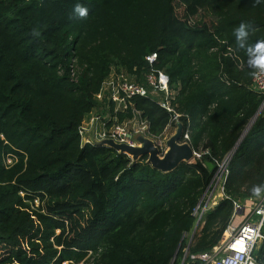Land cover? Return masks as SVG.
<instances>
[{
  "label": "trees",
  "instance_id": "1",
  "mask_svg": "<svg viewBox=\"0 0 264 264\" xmlns=\"http://www.w3.org/2000/svg\"><path fill=\"white\" fill-rule=\"evenodd\" d=\"M260 41L264 0H0V264H182L187 247L184 264H201L191 255L220 243L233 202L264 186V108L237 144L264 101L249 51ZM154 52L174 111L163 91L117 113L97 98L113 74L151 91ZM108 112L119 122L138 113L154 139L179 121L202 155L165 172L146 154L82 145L83 120ZM231 151L225 196L189 242ZM253 254L264 264V244Z\"/></svg>",
  "mask_w": 264,
  "mask_h": 264
},
{
  "label": "built area",
  "instance_id": "2",
  "mask_svg": "<svg viewBox=\"0 0 264 264\" xmlns=\"http://www.w3.org/2000/svg\"><path fill=\"white\" fill-rule=\"evenodd\" d=\"M146 60L150 66V70L146 73V82L151 87V91H149L144 84L128 80L124 74H113L103 83L101 90L97 94V98L100 100L106 98L109 101H113L115 103L114 112L117 113L118 111H124L126 109L127 100L132 97H148L151 93L163 91L165 93V98L160 104L168 111H174L171 106L174 93H171L169 90V76L154 67L157 62V53L154 52L149 54ZM258 72H261V70L258 69L255 73ZM252 87L258 93L264 95V74L253 77ZM177 116L179 115L177 114L174 118L176 119ZM111 121H113V123L109 125ZM148 129V122L142 119L138 113L135 117L120 122L117 120L116 116L113 118L109 112L105 116L99 113H92L89 117L84 119L79 126V134L82 145L89 143L92 145L109 146L115 149L110 143L111 141L116 144H124L130 147L140 146L138 137L141 135L147 136ZM185 137L188 139V133H185ZM115 150L121 152L119 149ZM233 152L234 151H231L219 162L218 172L213 183L205 192L201 202L194 209L197 222L191 236V241L194 233L203 223L204 214L212 208V204H214L216 197L220 196L223 198L225 196L228 164L232 158ZM121 153H125L132 158V154L127 152ZM195 154L196 158H200L202 155V153L197 151H195ZM233 204L234 210L232 219L237 215L244 214L242 221L238 226L230 223L226 229L229 233L228 237L220 241L211 251L192 254L191 259L193 261L199 259L201 264H262L256 259L253 253L259 245L264 244V193L260 198L250 196L243 200H235ZM188 248L189 247L186 248L182 264L185 262Z\"/></svg>",
  "mask_w": 264,
  "mask_h": 264
},
{
  "label": "water",
  "instance_id": "3",
  "mask_svg": "<svg viewBox=\"0 0 264 264\" xmlns=\"http://www.w3.org/2000/svg\"><path fill=\"white\" fill-rule=\"evenodd\" d=\"M264 108V104L261 105L259 111L257 114L249 121L248 125L246 126L245 130L243 131L242 136L238 140L237 144H239L242 140V138L245 136V134L248 132L252 124L257 119L258 115L261 113V111ZM181 128L179 132L172 137L168 141V146L170 149L164 153L163 156H160L159 148L154 145L153 143H148L145 141L146 139L140 137V141H144L143 146L139 147H130L124 144H116L115 142L111 141L110 143L115 149H119L121 152H127L129 154H132V159L136 160L137 155H148V161L151 163V165L157 169H160L162 171H171L175 168H177L180 163L182 162H189L195 154V150L191 147L189 143L180 144L178 142L182 132H183V125H179ZM190 163V162H189ZM210 168L213 167L212 164H209Z\"/></svg>",
  "mask_w": 264,
  "mask_h": 264
},
{
  "label": "rangeland",
  "instance_id": "4",
  "mask_svg": "<svg viewBox=\"0 0 264 264\" xmlns=\"http://www.w3.org/2000/svg\"><path fill=\"white\" fill-rule=\"evenodd\" d=\"M107 110H108V109H107ZM179 125H182V123L179 122V121H177V122H175V124H172L171 126H169L168 129L164 132L163 136H161V137L158 138V139H154V138H151V137H147L146 135H141V136L138 137V142H139L140 146H143L144 141H143V140L140 141L139 138L142 137V138L146 139L145 141H147L149 144H150V143H153L154 145H156V146L159 148V150H160V152H159L160 156H163V155H164L163 152L166 153V152L170 149V147L168 146V141H169L172 137H174V136L179 132V130L181 129V128L179 127ZM186 139H187V138L185 137V133H184V129H183V132H182V134H181V136H180L178 142H179L180 144L188 143V142L186 141ZM138 147H139V146H138ZM142 156H143V155H137L136 160H138V159L141 158ZM148 158H149V156H148ZM11 161H12V159H10V158L7 159V162H8V163H10ZM195 161H196V156L194 155L193 158H192L189 162H190V163H191V162L193 163V162H195ZM35 203L38 204V200H37V199L35 200ZM243 218H244V214H242V215H237V220L234 221V224L237 225V221L240 219V221H239V223H240V222L242 221ZM201 227H202V226H201ZM201 227L198 228V229L200 230ZM199 230H197V231H199ZM226 233H228V231H226V232L224 233L223 238L225 237ZM223 238H222V239H223ZM190 239H191V237L189 238V242H190ZM221 241H222V240H221ZM91 260H92V258H90V257L88 256V258H86L84 261H82V262H80V263H78V264H91Z\"/></svg>",
  "mask_w": 264,
  "mask_h": 264
},
{
  "label": "clouds",
  "instance_id": "5",
  "mask_svg": "<svg viewBox=\"0 0 264 264\" xmlns=\"http://www.w3.org/2000/svg\"><path fill=\"white\" fill-rule=\"evenodd\" d=\"M75 12L80 16L84 17L87 15V9L83 8L79 4L75 8ZM249 25L241 24L235 31L234 34L237 36L238 39L243 40L248 37L249 32ZM250 53L253 55L254 59L251 61L261 72L253 73V77H257L261 74H264V41L258 42L254 49L249 50ZM252 192L255 197L260 198L262 193H264V186H256L252 189Z\"/></svg>",
  "mask_w": 264,
  "mask_h": 264
},
{
  "label": "crops",
  "instance_id": "6",
  "mask_svg": "<svg viewBox=\"0 0 264 264\" xmlns=\"http://www.w3.org/2000/svg\"><path fill=\"white\" fill-rule=\"evenodd\" d=\"M105 116V115H104ZM109 119V118H108ZM107 119V120H108ZM221 199V197L220 196H217L216 197V200H215V202H214V204H212V208L214 207V206H216V204L218 203V201ZM237 220V216L236 217H234L232 220H231V223L233 224V225H235V226H238L239 225V221H240V219L237 221V225L236 224H234V221H236ZM201 227V226H200ZM227 234V236H228V234L229 233H226ZM260 247V245L258 246V248Z\"/></svg>",
  "mask_w": 264,
  "mask_h": 264
},
{
  "label": "bare ground",
  "instance_id": "7",
  "mask_svg": "<svg viewBox=\"0 0 264 264\" xmlns=\"http://www.w3.org/2000/svg\"><path fill=\"white\" fill-rule=\"evenodd\" d=\"M227 237H228V236H227V234H226L225 237H224L222 240H225Z\"/></svg>",
  "mask_w": 264,
  "mask_h": 264
}]
</instances>
